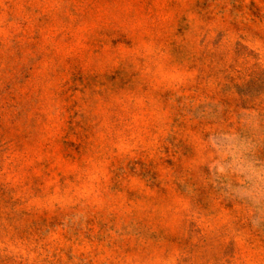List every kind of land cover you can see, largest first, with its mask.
Here are the masks:
<instances>
[{"label":"rangeland","instance_id":"374dc122","mask_svg":"<svg viewBox=\"0 0 264 264\" xmlns=\"http://www.w3.org/2000/svg\"><path fill=\"white\" fill-rule=\"evenodd\" d=\"M0 264H264V0H0Z\"/></svg>","mask_w":264,"mask_h":264}]
</instances>
